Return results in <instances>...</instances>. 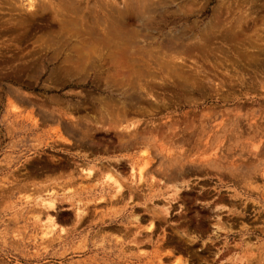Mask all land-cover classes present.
<instances>
[{
  "label": "rangeland",
  "instance_id": "obj_1",
  "mask_svg": "<svg viewBox=\"0 0 264 264\" xmlns=\"http://www.w3.org/2000/svg\"><path fill=\"white\" fill-rule=\"evenodd\" d=\"M125 1L0 0V264H264V0Z\"/></svg>",
  "mask_w": 264,
  "mask_h": 264
},
{
  "label": "bare ground",
  "instance_id": "obj_2",
  "mask_svg": "<svg viewBox=\"0 0 264 264\" xmlns=\"http://www.w3.org/2000/svg\"><path fill=\"white\" fill-rule=\"evenodd\" d=\"M112 1H114V0H112ZM166 1H167V0H166ZM166 1H165V2H166ZM29 2H30V5H29V6H30L31 9L34 8V6L37 4V3H36V0H29ZM102 2H103V1H102ZM125 2H126V1H125ZM125 2H124V3H125ZM165 2H164V0H127V2H126L125 4L130 5V7L132 8V10H130V12L133 11V9H135L136 12H137V14L142 18V20L145 21V20L147 19L148 22H149V20H152V18H153V16H154L155 13H157V12H159L160 10H163V9L165 8V5L167 4V3L165 4ZM133 3H134V4H133ZM47 4H49V3H47ZM103 4H104V2H103ZM103 4H102V6H103ZM112 4H113V3H112ZM112 4H111V5H112ZM116 4H117V3H116ZM131 4H133V5L131 6ZM67 5H68V4H67ZM70 5H71V3H70ZM167 5H168V4H167ZM45 6H46V5H45ZM117 6H118V4H117ZM130 7H129V8H130ZM105 8H106V7H105ZM105 8H104V9H105ZM79 9H80V8H79ZM79 9H78L77 11H79ZM102 9H103V8H102ZM104 9H103V10H104ZM126 9H128V8H126ZM126 9H125V10H126ZM165 9H166V8H165ZM91 10H92V9H91ZM107 10H108V9H107ZM110 10H111V8H110ZM121 10H122V9H121ZM135 10L133 11L134 13H136ZM126 11H127V10H126ZM126 11H125V12H126ZM167 11H168V10H167ZM110 12H111V11H110ZM110 12H108V14H109ZM115 12H117V11H115ZM119 12H120V11H119ZM121 12H122V11H121ZM121 12H120V13H121ZM133 12H132V13H133ZM72 13H73V12H72ZM76 13H77V12H76ZM76 13H75V14H76ZM78 13H79V12H78ZM112 13H113V12H112ZM120 13H119V14H120ZM127 13H128V11H127ZM160 13H161V12H160ZM164 13H165V12H163V14H164ZM166 13H167V12H166ZM63 14H64V13H63ZM75 14H73V15L75 16ZM103 14H104V12H103ZM67 15H68V14H67ZM69 15H70V14H69ZM69 15H68V16H69ZM71 15H72V14H71ZM79 15H80V14H79ZM85 15H86V14H85ZM112 15H113V14H112ZM138 15H137V16H138ZM62 16H63V15H62ZM76 16H77V14H76ZM83 16H84V15H83ZM65 17H66V16H65ZM77 17H78V16H77ZM77 17H75V18H77ZM92 18H93V17H92ZM108 18H109V17H108ZM154 18H155V17H154ZM159 18H161V17H159ZM79 19H80V18H79ZM81 19H82V18H81ZM96 20H97V19H96ZM96 20H94V21H96ZM113 20H114V19H113ZM120 20H121V19H120ZM69 21H70V20H69ZM81 21H83V20H81ZM101 21H102V20H101ZM106 21H107V20H106ZM116 21H117V20H116ZM155 21H156V20H155ZM155 21H154V22H155ZM91 22H92V21H90L89 23H91ZM148 22H147V23H148ZM69 23H70V22H69ZM73 23H74V22H73ZM96 23H97V22H96ZM96 23H95V24H96ZM104 23H105V21H104ZM104 23H102V25H103ZM140 23H142V21H141ZM147 23H146V24H147ZM150 23H151V22H150ZM82 24H83V23H82ZM87 24H88V22H87ZM105 24H106V23H105ZM74 25H75V24H74ZM96 25H97V24H96ZM98 25H99V23H98ZM100 25H101V24H100ZM100 25H99V26H100ZM106 25H108V24H106ZM72 26H73V25H72ZM88 26H89V25H88ZM150 26H151V25H150ZM155 26H156V25H155ZM207 26H208V25H207ZM80 27H81V26H79V28H80ZM96 27H97V26H96ZM96 27H95V28H96ZM109 27H110V26H109ZM144 27H145V26H144ZM147 27H148V25H147ZM147 27H146V28H147ZM99 28H100V27H99ZM99 28H98V29H99ZM102 28H103V27H102ZM102 28H101V29H102ZM115 28H116V27H115ZM61 29H62V28H61ZM96 29H97V28H96ZM104 29H105V28H104ZM104 29H103V30H104ZM108 29H109V28H108ZM116 29H117V28H116ZM236 29H237V28H236ZM99 30H100V29H99ZM140 30H142V29H140ZM140 30H139V31H140ZM143 30H144V28H143ZM74 31H75V30H74ZM104 31H105V30H104ZM118 31H119V30H117V32H118ZM147 31H148V30H147ZM68 32H69V31H68ZM77 32H78V31H77ZM95 32H96V31H95ZM120 32H121V30H120ZM122 32H123V31H122ZM149 32H150V31H149ZM149 32H148V33H149ZM66 33H67V32H66ZM85 33H86V32H85ZM85 33H84V34H85ZM104 33H105V32H104ZM115 34H116V33H115ZM117 34H120V33L118 32ZM117 34H116V35H117ZM189 34H190V33H188V35H189ZM105 35H106V34H105ZM120 35H121V34H120ZM123 35H124V33H123ZM136 35H137V34H136ZM168 35H169V34H168ZM106 36H108V35H106ZM106 36H105V37H106ZM110 36H111V35H110ZM110 36H109V37H110ZM137 36H138V35H137ZM186 36H187V35H185V37H186ZM194 36H195V35H194ZM95 37H96V36H95ZM100 37H101V36H100ZM105 37H104V38H105ZM118 37H121V36L117 35V38H118ZM190 37H191V36H190ZM107 38H108V37H107ZM114 38L117 39L116 37H114ZM121 38H122V37H121ZM123 38H124V37H123ZM130 38H131V37H130ZM143 38H144V37H143ZM146 38H147V37H146ZM179 38H180V37H179ZM183 38H184V37H183ZM188 38H189V36H188ZM102 39H103V37H102ZM102 39H100V40H102ZM111 39H112V38H111ZM127 39H128V37H127ZM127 39H126V40H127ZM150 39H151V38H150ZM171 39H172V38H171ZM191 39H192V38H191ZM112 40H113V39H112ZM118 40H120V39L118 38V39H117V42H118ZM123 40H124V39H123ZM126 40H124V43H125V44L127 43ZM131 40H133V39H130V41H131ZM172 40H173V39H172ZM95 41H96V40H95ZM105 41H106V40H105ZM105 41H104V43H105ZM128 41H129V40H128ZM130 41H129V42H130ZM175 41H176V39H175ZM90 42H91V41H90ZM100 42H101V41H100ZM120 42H121V41H120ZM136 42H137V41H136ZM170 42H171V41H170ZM66 43H67V42H66ZM101 43H102V42H101ZM104 43H103V44H104ZM131 43H132V42H131ZM137 43H138V42H137ZM87 44H88V43H87ZM115 44H117V43L115 42ZM118 44H119V43H118ZM120 44H121V43H120ZM120 44H119V46H121ZM134 44H135V46H136V43H134ZM88 45H91V44L89 43ZM128 45H130V44L128 43L127 46H128ZM137 45H140V43L137 44ZM201 45H202V44H201ZM111 46H113V45H111ZM117 46H118V45H117ZM89 47H91V46H89ZM113 47H114V46H113ZM115 47H116V46H115ZM121 47H123V46H121ZM155 47H156V46H155ZM174 47H175V46H174ZM95 48H96V47H95ZM123 48H124V47H123ZM140 48H141V47H140ZM167 48H168V47H167ZM169 48H170V47H169ZM169 48H168V49H169ZM83 49H84V48H82V51H83ZM97 49H98V48H97ZM97 49H96V50H97ZM99 49H102V48H99ZM111 49H112V48H111ZM118 49H119V48H118ZM127 49H128V48H127ZM76 50L78 51V49H76ZM93 50H94V49H93ZM109 50H110V49H109ZM113 50L116 51L114 48H113ZM113 50H111L112 53L114 52ZM153 50H154V49H153ZM100 51H101V50H100ZM111 51H110V52H111ZM137 51H139V50L137 49ZM144 51H145V50H144ZM147 51H148V50H147ZM173 51H174V49H173ZM91 52H92V51H91ZM98 52H99V51H98ZM110 52H108V53H110ZM118 52H119V51H118ZM120 52H122V51H120ZM131 52H132V50H131ZM84 53H85V51H84ZM93 53H94V52H93ZM93 53H91V54H93ZM101 53L103 54V52H101ZM108 53H107V54H108ZM123 53H124V52H123ZM132 53H133V52H132ZM134 53H135V52H134ZM134 53H133V54H134ZM137 53H138V52H137ZM137 53H136V55H137ZM145 53H146V51H145ZM150 53H151V52H150ZM172 53H174V52H172ZM95 54H96V53H95ZM95 54H94V55H95ZM113 54H114V53H113ZM126 54H127V53H126ZM126 54H125V55H126ZM147 54H148V53H147ZM77 55H78V57H80L79 54H77ZM83 55H84V54H83ZM83 55H82V56H83ZM98 55H99V54H98ZM100 55H101V54H100ZM116 55H117V52H116ZM120 55H121V53H120ZM120 55L118 54V57H117L118 59H120V57H119ZM138 55H139V54H138ZM141 55H143V54H140L139 56H141ZM92 56H93V55H92ZM96 56H97V55H96ZM148 56H149V55H148ZM167 56H168V55H167ZM167 56H166V57H167ZM70 57H71V56H70ZM98 57H99V56H98ZM101 57H102V56H101ZM110 57H111V55H110ZM114 57H116V56H114ZM131 57H132V56H131ZM136 57H137V56H136ZM141 57H142V56H141ZM88 58H89V57H88ZM90 58H91V57H90ZM99 58H100V57H99ZM108 58H109V57H108ZM112 58H113V56H112ZM117 58H116V59H117ZM122 58L125 59V57H122ZM132 58H133V57H132ZM134 58H135V57H134ZM156 58H157V57H156ZM159 58H160V57H159ZM78 59H79V58H78ZM110 59H111V58H110ZM118 59H117V61H118ZM126 59H127V58H126ZM126 59H125V61H126ZM128 59H129V58H128ZM150 59H151V58H150ZM122 60H123V59H121V61H122ZM130 60H131V59H130ZM145 60H146V59H145ZM151 60H152V59H151ZM153 60H154V59H153ZM81 61H82V59H81ZM89 61H90V60H89ZM117 61H116V62H117ZM121 61H118V62H121ZM123 61H124V60H123ZM136 61H138V59H137ZM114 62H115V61H114ZM159 62H160V61H159ZM122 63H124V62H121L120 64H122ZM136 63H137V62H136ZM160 63H161V62H160ZM168 63H170V61H169ZM92 64H93V63H92ZM129 64H130V63H129ZM163 64H164V63H163ZM86 65H87V64H86ZM114 65H115V64H114ZM116 65H118V64H116ZM123 65H124V64H123ZM164 65H165V64H164ZM173 65H174V64H173ZM173 65H172V66H173ZM112 66H113V65H112ZM124 66H125V68H126V66H128V65L126 64V65H124ZM131 66H132V65H131ZM131 66H129V67H131ZM73 67H74V66H73ZM133 67H134V65H133ZM138 67H139V66H138ZM161 67H162V65H161ZM115 68H116V67H115ZM122 68H124V67H121L120 69H122ZM134 68H135V67H134ZM146 68H147V67H146ZM149 68H150V67H149ZM163 68H164V67H163ZM166 68H168V67H166ZM129 69H131V68H129ZM135 69H137V68H135ZM74 70H75V69H74ZM115 70H117V69H115ZM170 70H171V69H170ZM113 71H114V70H113ZM118 71H119V70H118ZM142 71H143V70H142ZM129 72H130V71H129ZM129 72H128V73H129ZM131 72H132V71H131ZM133 72H134V71H133ZM133 72H132V73H133ZM135 72H138V71H135ZM115 73L118 74L119 72L117 73V71H115ZM112 74H113V73H111L110 75H112ZM123 74H124V72H123ZM123 74H122V75H123ZM129 74H131V73H129ZM129 74H128V75H129ZM133 75H134V74H133ZM114 76H115V75H114ZM117 76H118V75H117ZM119 76H120V75H119ZM135 77H136V75H135ZM124 78H125V77H124ZM129 78H130V77H129ZM130 79H131V78H130ZM134 79H135V78H134ZM143 79H144V78H143ZM118 80H119V79H118ZM128 84H129V83H128ZM121 85H122V84H121ZM119 86H120V85H119ZM133 87H134V86H133ZM130 89H131V88H130ZM137 89H138V88H137ZM133 91H134V90H133ZM143 92H144V91H143ZM127 93H128V92H127ZM136 93H137V92H136ZM133 94H134V92H133ZM133 94H132V96H133ZM129 95H130V94H129ZM137 95H138V94H137ZM126 96H127V95H126ZM129 99H130V98H129ZM131 99H132V98H131ZM133 99H134V98H133ZM132 171H134V168H132ZM91 174H92V172H91ZM178 174H179V173H178ZM121 189H122L121 187H118L119 192L121 191ZM173 195H174V194H173ZM48 205H49V208H50V209H51V208H54V206H55V204H54V202H53L52 200H51L50 202H48ZM44 227H45V231H46L47 234H52V232L54 231V229H55V227H56V224H55L54 220H53L50 216L47 217V222H46V225H45Z\"/></svg>",
  "mask_w": 264,
  "mask_h": 264
}]
</instances>
